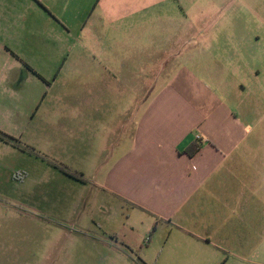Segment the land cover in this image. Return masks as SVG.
<instances>
[{
	"label": "crops",
	"instance_id": "0c3cea01",
	"mask_svg": "<svg viewBox=\"0 0 264 264\" xmlns=\"http://www.w3.org/2000/svg\"><path fill=\"white\" fill-rule=\"evenodd\" d=\"M176 1L0 0V132L16 138L15 130L29 127L18 120L36 99L37 110L51 98L65 100L53 86L74 67L76 82L91 78V98L118 100V106L103 104L92 114L91 127L101 123L106 140L99 186L146 223L142 232L149 243L166 258L188 259L185 264H264V177L239 153L251 126L224 105L204 113L180 101L184 95L173 86L155 89L178 52L136 46L133 54L123 48L122 58H114L99 45L106 58L90 73L85 66L96 63L84 65L80 52L73 61L65 57L77 51L78 40L82 50V35L98 44L95 34L103 26L138 33ZM26 86L32 93L20 112L18 94ZM4 99L13 105L3 109ZM43 123L69 128L61 108L47 109ZM82 128H75L79 136ZM245 164L250 170H239Z\"/></svg>",
	"mask_w": 264,
	"mask_h": 264
},
{
	"label": "rangeland",
	"instance_id": "374dc122",
	"mask_svg": "<svg viewBox=\"0 0 264 264\" xmlns=\"http://www.w3.org/2000/svg\"><path fill=\"white\" fill-rule=\"evenodd\" d=\"M159 12L161 18L135 34L124 35L114 25L98 29V44L82 35V50L78 40L77 51L65 57L73 61L80 52L84 65L96 63L85 66L90 73L106 58L99 45L114 58H122L123 48L131 47L132 53L136 46L178 52L168 75L152 85L175 87L184 95L180 101L204 113L224 105L251 126L239 153L264 177V0H177ZM73 70L68 67L67 77L53 86L65 93V100L51 98L39 110L38 99L32 108L23 106L32 93L23 88L16 104L28 112L18 121L31 125L15 130L16 138L2 133L15 141H10L12 149L0 145V264H185L186 258L160 253L142 232L146 223L137 213L133 217L128 206L101 190L97 170L105 168L106 140L101 123L91 127L96 125L92 114L103 104L118 106V100L91 98V78L87 84L76 82ZM2 102L3 109L13 105ZM52 108L65 111L67 130L44 125V114ZM112 117L105 116L109 125ZM76 126L83 127L82 136Z\"/></svg>",
	"mask_w": 264,
	"mask_h": 264
},
{
	"label": "trees",
	"instance_id": "16d2710c",
	"mask_svg": "<svg viewBox=\"0 0 264 264\" xmlns=\"http://www.w3.org/2000/svg\"><path fill=\"white\" fill-rule=\"evenodd\" d=\"M0 141H3V142H5V143H10V141L13 142V141H15V140L12 139L11 137H8V136L2 134V133L0 132ZM60 171L63 172V173H64L65 175H67L68 177H70V178H72V179H74V180H76V181H81L78 177H76V176L73 175V174H70V173L66 172L65 170L60 169Z\"/></svg>",
	"mask_w": 264,
	"mask_h": 264
},
{
	"label": "built area",
	"instance_id": "2783aa9c",
	"mask_svg": "<svg viewBox=\"0 0 264 264\" xmlns=\"http://www.w3.org/2000/svg\"><path fill=\"white\" fill-rule=\"evenodd\" d=\"M195 139L196 140H199L200 139V136L199 135H195Z\"/></svg>",
	"mask_w": 264,
	"mask_h": 264
}]
</instances>
